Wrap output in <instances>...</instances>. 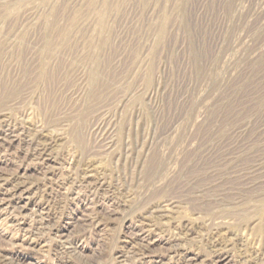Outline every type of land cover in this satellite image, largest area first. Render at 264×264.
Listing matches in <instances>:
<instances>
[{"label": "rangeland", "instance_id": "obj_1", "mask_svg": "<svg viewBox=\"0 0 264 264\" xmlns=\"http://www.w3.org/2000/svg\"><path fill=\"white\" fill-rule=\"evenodd\" d=\"M0 264H264V0H0Z\"/></svg>", "mask_w": 264, "mask_h": 264}, {"label": "bare ground", "instance_id": "obj_2", "mask_svg": "<svg viewBox=\"0 0 264 264\" xmlns=\"http://www.w3.org/2000/svg\"><path fill=\"white\" fill-rule=\"evenodd\" d=\"M14 188V187H13Z\"/></svg>", "mask_w": 264, "mask_h": 264}]
</instances>
